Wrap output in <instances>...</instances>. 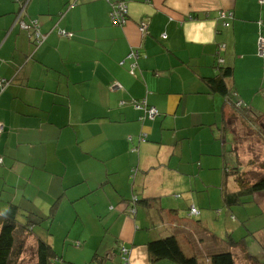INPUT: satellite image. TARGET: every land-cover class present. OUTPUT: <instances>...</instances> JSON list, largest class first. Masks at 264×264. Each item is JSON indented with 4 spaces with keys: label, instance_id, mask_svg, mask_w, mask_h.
<instances>
[{
    "label": "crops",
    "instance_id": "0c3cea01",
    "mask_svg": "<svg viewBox=\"0 0 264 264\" xmlns=\"http://www.w3.org/2000/svg\"><path fill=\"white\" fill-rule=\"evenodd\" d=\"M109 1L128 4L126 25L108 0H0V217L17 205L35 221L26 251L46 241L55 264H177L148 247L173 235L199 264H264V192L238 182L234 108L208 83L230 68L236 99L264 112V3ZM18 17L38 21L40 47Z\"/></svg>",
    "mask_w": 264,
    "mask_h": 264
},
{
    "label": "trees",
    "instance_id": "16d2710c",
    "mask_svg": "<svg viewBox=\"0 0 264 264\" xmlns=\"http://www.w3.org/2000/svg\"><path fill=\"white\" fill-rule=\"evenodd\" d=\"M112 5L115 2H111L108 0ZM125 3V2H124ZM127 4V3H126ZM111 10L109 13V17L111 15ZM23 17V16H22ZM17 21V23L24 22L27 25H33L37 20H32L29 23L22 20ZM128 17L126 20L128 22ZM111 20V17H110ZM112 22V21H111ZM113 24V23H112ZM126 25V24H125ZM38 27L40 28L39 24ZM32 40L35 43L36 48L40 47L41 44L44 42L36 41L33 38V33L31 34ZM221 73L219 76L208 79V83L211 86L213 92H218L221 94L225 99L227 105H231L234 108V114L236 116H240L242 118L245 117H253L258 119L259 116L254 115L252 112L249 113L248 108H245V104H242L236 99V96L233 95L232 89L229 87L227 80L232 75V70L230 68H220ZM241 103L240 107L238 104ZM247 107V106H246ZM241 111L247 110L248 113H240ZM249 114V115H248ZM245 116V117H244ZM235 121H231L228 118L224 121L225 127L231 129L230 127L234 124ZM261 128V126H260ZM263 131V130H262ZM261 131V132H262ZM239 162L238 158L236 159L235 169L237 170V163ZM239 167V166H238ZM240 169V168H239ZM238 182L241 186L245 187L247 185L249 192L251 193H261L264 192V176L255 181L254 183L246 182L244 176L240 174L238 177ZM225 200L230 203L229 195H225ZM20 209L17 205H10L7 212L2 214L0 217V264H20L23 254L26 251V238L24 234L27 233L28 236H32L33 234L30 232L32 229L33 222L29 219V222L20 223L18 219ZM214 238V237H213ZM234 244L233 242H230ZM237 243V242H236ZM234 246V245H233ZM150 257L152 261H159V260H170L177 264H199V261L196 257H190L185 254L181 245L176 238V236H169L164 239L154 240L151 241L148 245ZM36 264H55V253L51 247V245L46 242L39 240L37 246V254H36ZM211 264H236L235 257L230 251H220L214 253L211 256Z\"/></svg>",
    "mask_w": 264,
    "mask_h": 264
},
{
    "label": "rangeland",
    "instance_id": "374dc122",
    "mask_svg": "<svg viewBox=\"0 0 264 264\" xmlns=\"http://www.w3.org/2000/svg\"><path fill=\"white\" fill-rule=\"evenodd\" d=\"M137 54L140 55L139 52ZM255 112L258 116L264 114L261 111ZM240 113L245 114L248 111L240 110ZM228 119L235 121V124L230 128L235 132V152L239 160L236 169L239 172L244 169L245 173L242 175L246 182L254 183V180H258L264 175V116L258 119L250 117V115L242 118L230 113ZM256 172L258 174L255 175ZM214 222L217 223L218 221ZM31 251H25L20 264H36V255L34 256Z\"/></svg>",
    "mask_w": 264,
    "mask_h": 264
},
{
    "label": "built area",
    "instance_id": "2783aa9c",
    "mask_svg": "<svg viewBox=\"0 0 264 264\" xmlns=\"http://www.w3.org/2000/svg\"><path fill=\"white\" fill-rule=\"evenodd\" d=\"M262 3H264V0H261ZM129 15V6L128 4L124 3V2H115L114 5H112V10H111V21L113 23V25L115 26H124L127 23L126 17ZM220 18L222 20H231L233 19V14L231 12H221L220 13ZM20 20V17H18V21ZM226 27H230L231 24L230 22L226 21L225 23ZM21 28L26 29V30H33V38L38 42L40 41V43L42 41L45 40V36H43L40 32V28L38 27L37 22H35L33 25H27L24 22H20ZM147 30V25L146 24H141L140 25V31L142 33H146ZM60 35L67 37L68 34H66L63 31H60ZM138 51H133L130 53V57L133 58H137L138 57ZM258 53L260 56L264 55V37H261L258 43ZM6 85H8V81L6 80H0V87H5ZM241 103L238 104V107H240ZM241 108V107H240ZM145 117L144 119L146 120H150V121H154L155 119H157V117L159 116V111L157 110L156 107L154 106H148L146 108V112H145ZM4 131L3 127L0 126V134H2ZM147 140V136L146 135H141L140 137V141H146ZM190 216H199L200 215V211L199 209H197L196 207H192L189 211ZM123 254L127 255L128 251L127 249H125L124 247L122 248Z\"/></svg>",
    "mask_w": 264,
    "mask_h": 264
}]
</instances>
